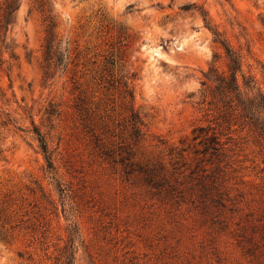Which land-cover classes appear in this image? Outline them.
Instances as JSON below:
<instances>
[{"label":"rangeland","instance_id":"374dc122","mask_svg":"<svg viewBox=\"0 0 264 264\" xmlns=\"http://www.w3.org/2000/svg\"><path fill=\"white\" fill-rule=\"evenodd\" d=\"M48 3L57 64L36 0L8 33L16 58L0 53V264H54L73 226L76 264H264V141L222 130L201 84L225 69L210 26L264 93V0ZM196 126L221 131L222 156Z\"/></svg>","mask_w":264,"mask_h":264},{"label":"trees","instance_id":"16d2710c","mask_svg":"<svg viewBox=\"0 0 264 264\" xmlns=\"http://www.w3.org/2000/svg\"><path fill=\"white\" fill-rule=\"evenodd\" d=\"M37 9L43 15L44 22V67L48 69L52 64L63 57L60 53L59 39L57 38V20L49 8V0H36ZM20 6V0H0V53L8 52L10 57L16 58V44L12 38L8 39V33L16 20V11ZM182 8L188 9L190 6L184 5ZM205 25L208 21L205 20ZM212 32L213 41L224 51L225 69L220 70L211 64L206 72H203L204 79L201 84L207 89L209 101L221 122L225 124L222 130L231 132L232 125L238 124L240 128H247L254 132L259 140L264 141V93L260 90L257 82L252 76L242 72V56L222 38L221 33L216 28L207 26ZM220 55L214 54V58ZM48 70L44 73L49 74ZM238 75L241 78L239 81ZM130 96L132 93L130 92ZM130 123L132 136L136 139L140 136V118L136 112L131 110ZM221 123L218 126L221 127ZM40 144L44 159L48 167H52V160L48 152L47 144L38 130L34 129ZM220 130L214 126H196L192 129V141L201 146V152L209 153L211 156L219 158L224 152V143L220 140ZM78 230L73 226L68 230L67 240L55 257L54 264H76V237Z\"/></svg>","mask_w":264,"mask_h":264}]
</instances>
